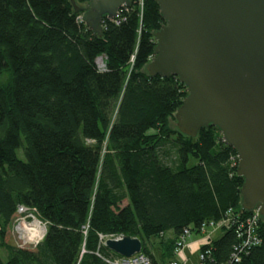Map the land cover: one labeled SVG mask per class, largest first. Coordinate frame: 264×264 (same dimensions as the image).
<instances>
[{
    "label": "trees",
    "instance_id": "1",
    "mask_svg": "<svg viewBox=\"0 0 264 264\" xmlns=\"http://www.w3.org/2000/svg\"><path fill=\"white\" fill-rule=\"evenodd\" d=\"M82 14L73 0H0V264H106L97 251L119 254L100 234L138 237L152 264H166L185 229L200 235L230 208L251 213L238 153L217 127L191 137L170 126L188 90L146 70L165 23L155 0L142 18L132 0L101 37ZM19 205L47 223L35 248L7 240ZM259 234L239 264H264V218ZM238 244L224 229L202 247L207 264H225Z\"/></svg>",
    "mask_w": 264,
    "mask_h": 264
},
{
    "label": "water",
    "instance_id": "2",
    "mask_svg": "<svg viewBox=\"0 0 264 264\" xmlns=\"http://www.w3.org/2000/svg\"><path fill=\"white\" fill-rule=\"evenodd\" d=\"M165 21L155 32L147 72L177 76L188 95L175 113L181 133L196 137L217 127L238 153L242 204L264 217V0H155ZM76 11L96 36L102 22L131 0H89ZM107 248L130 257L138 237L108 239Z\"/></svg>",
    "mask_w": 264,
    "mask_h": 264
},
{
    "label": "built area",
    "instance_id": "3",
    "mask_svg": "<svg viewBox=\"0 0 264 264\" xmlns=\"http://www.w3.org/2000/svg\"><path fill=\"white\" fill-rule=\"evenodd\" d=\"M140 9V16L143 17L144 9L146 0H133ZM132 6V0L131 4L127 5L124 4L121 6V8L118 10V14L115 17H106L104 18L102 25L103 28L106 25V19L111 21H116L117 23L121 22V17L125 12H128ZM83 21V17H79ZM155 56V55H154ZM154 57L151 58V60ZM100 69H105V63L103 60H100L99 62ZM30 214L34 216L33 210L30 208L19 205L18 207V214ZM20 216L17 217L16 220H18ZM264 217L260 214V211L257 209L251 210V213L248 215H242L241 213H234V210L230 208L226 215L220 219L219 221H210L205 222L202 224L200 232H198L201 236H204L199 241V252H198V258L199 261L194 264H207V259L210 257L211 254V248L207 247L205 250L202 249V246H208L211 244V242L218 237L215 236L211 230H217L219 231V234L221 235L226 228L233 227L237 239L239 241V244L233 250L230 259L225 264H239L242 261V257L245 253H248L249 250L253 247H256L262 243V238L259 234V223L262 221ZM15 220V221H16ZM43 222V221H42ZM21 223V222H20ZM15 224V223H14ZM44 226H47V223L44 222ZM219 235V236H220ZM192 236V233L189 229H185L184 234L181 236L180 240L177 242V246L175 249V254L170 260V264H189V257L185 255L184 249L187 246L188 238ZM100 246H106V242L108 239H120L123 236L122 235H113V234H100ZM41 240L34 243V246L36 247ZM19 246H25V244L18 243ZM86 252V249L83 248L82 253ZM98 256H100L106 264H152V259L149 255L145 254L143 251L135 253L134 255L130 257H126L123 255H105L101 254L99 251L96 252ZM80 259L77 264H79Z\"/></svg>",
    "mask_w": 264,
    "mask_h": 264
},
{
    "label": "rangeland",
    "instance_id": "4",
    "mask_svg": "<svg viewBox=\"0 0 264 264\" xmlns=\"http://www.w3.org/2000/svg\"><path fill=\"white\" fill-rule=\"evenodd\" d=\"M88 3H89V1L86 2V3H83V4H79V5H80V7H87ZM76 4H78V3L76 2ZM170 126L172 128H174V129H178L176 117L170 120ZM163 150H164L163 151V157L165 159V162L170 164L171 161L176 158V152L170 145H167V146L163 147ZM17 153H18V156L20 158L25 159V154H24L22 148H19L17 150ZM192 163H193V160L190 161V164H192ZM127 202L128 201L125 200L123 202V205H126ZM18 216H20V218L18 220H16L14 226L11 227V229H10L8 235H7V240L9 242H12L13 240H15L17 242V244L18 243H21V244L23 243V244H25V246H27L29 248H35L34 243H36V242L30 241L24 236V234H23L24 231H23L22 225H23L24 229H26L27 234L29 235L28 237H30V238H32V239H34L36 241H39V240L42 241L44 239V237H45V235L47 233V226L46 227L44 226V222H42V220L39 218V215L37 213L34 214V216L30 215L29 213L26 214V215L18 214ZM29 224L34 226V229H35L34 232L28 228ZM215 231H217V230H211L212 233L215 232ZM217 232H219V231H217ZM34 233H36V234L34 235ZM197 237H199V240L197 241L199 243V241L204 236H201V235H198V234H194L193 236H191L188 239V241L196 239ZM189 246L190 245H188V243H187L186 248L189 247ZM186 248L184 249V253H186V251H185ZM198 250H199V244H198ZM189 253H191V252H189ZM0 255L4 259H6V256H7L6 251L2 248L1 245H0Z\"/></svg>",
    "mask_w": 264,
    "mask_h": 264
},
{
    "label": "crops",
    "instance_id": "5",
    "mask_svg": "<svg viewBox=\"0 0 264 264\" xmlns=\"http://www.w3.org/2000/svg\"><path fill=\"white\" fill-rule=\"evenodd\" d=\"M170 234V233H169ZM215 236H219V232L215 231L213 233ZM199 237H197L196 239H193L191 241H188V245H190L189 247L186 248V255L189 257V264H194L197 263L199 261L198 258V241ZM198 243V244H197ZM191 252V253H189ZM154 254L156 255V257H160L161 255V250L160 249H154ZM166 264H170V261H168Z\"/></svg>",
    "mask_w": 264,
    "mask_h": 264
},
{
    "label": "bare ground",
    "instance_id": "6",
    "mask_svg": "<svg viewBox=\"0 0 264 264\" xmlns=\"http://www.w3.org/2000/svg\"><path fill=\"white\" fill-rule=\"evenodd\" d=\"M30 226H31V224L28 225V228H29V229H30ZM22 228H23L24 234H25V236H26V238H27L28 240H30V241H32V242H37L36 240H34V239L28 237L29 235L27 234V231H26V229H24L23 225H22ZM34 231H35V229H34V226H33V232H34ZM34 234H36V233H34Z\"/></svg>",
    "mask_w": 264,
    "mask_h": 264
}]
</instances>
